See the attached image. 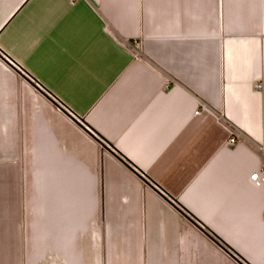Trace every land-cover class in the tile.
<instances>
[{"label":"crops","instance_id":"obj_1","mask_svg":"<svg viewBox=\"0 0 264 264\" xmlns=\"http://www.w3.org/2000/svg\"><path fill=\"white\" fill-rule=\"evenodd\" d=\"M259 81L264 0H0V264H264Z\"/></svg>","mask_w":264,"mask_h":264},{"label":"built area","instance_id":"obj_2","mask_svg":"<svg viewBox=\"0 0 264 264\" xmlns=\"http://www.w3.org/2000/svg\"><path fill=\"white\" fill-rule=\"evenodd\" d=\"M23 72H25L23 69H21ZM26 73V72H25ZM27 74V73H26ZM257 87L262 89L264 87V82L263 81H259L257 83ZM201 109H208L209 107L205 104H202L201 105ZM200 111V110H199ZM230 132H231V137L229 138V141L230 142H236L237 141V132L234 131V129L230 128ZM250 180L251 182H253L254 184L256 185H261L263 182H264V170L263 169H259V170H256L255 172H253L250 176Z\"/></svg>","mask_w":264,"mask_h":264}]
</instances>
